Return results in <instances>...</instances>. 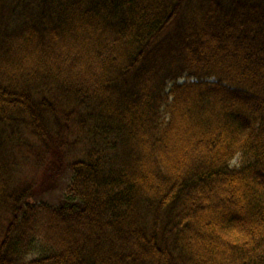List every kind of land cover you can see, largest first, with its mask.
Wrapping results in <instances>:
<instances>
[{"label":"trees","instance_id":"16d2710c","mask_svg":"<svg viewBox=\"0 0 264 264\" xmlns=\"http://www.w3.org/2000/svg\"><path fill=\"white\" fill-rule=\"evenodd\" d=\"M0 264H264V0H0Z\"/></svg>","mask_w":264,"mask_h":264},{"label":"rangeland","instance_id":"374dc122","mask_svg":"<svg viewBox=\"0 0 264 264\" xmlns=\"http://www.w3.org/2000/svg\"><path fill=\"white\" fill-rule=\"evenodd\" d=\"M77 138H78V136H77ZM77 138L75 137L72 141L76 144L77 148H80L79 142H77ZM27 174H28V171H27ZM67 179H68L67 177L64 178L63 182L67 181ZM63 187H66V184Z\"/></svg>","mask_w":264,"mask_h":264}]
</instances>
